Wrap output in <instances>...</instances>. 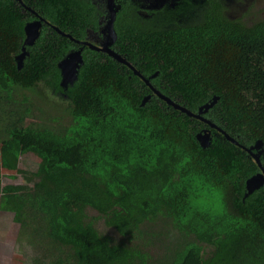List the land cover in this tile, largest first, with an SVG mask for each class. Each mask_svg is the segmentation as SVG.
I'll return each instance as SVG.
<instances>
[{
    "label": "trees",
    "instance_id": "1",
    "mask_svg": "<svg viewBox=\"0 0 264 264\" xmlns=\"http://www.w3.org/2000/svg\"><path fill=\"white\" fill-rule=\"evenodd\" d=\"M81 4L0 0V195L13 158L40 159L20 170L26 185L8 189L1 209L23 216L33 264H264V184L247 195L263 169L257 150L244 149L261 141L264 168V0L238 19L210 0L203 22L150 29L131 14L116 27L115 50L172 103L198 114L218 99L202 114L217 129L76 42L86 36ZM34 21L40 37L19 69ZM78 50L84 64L65 90L58 64ZM40 88L67 104L68 124L28 123L35 104L18 89ZM204 130L208 148L197 139Z\"/></svg>",
    "mask_w": 264,
    "mask_h": 264
},
{
    "label": "flooded vegetation",
    "instance_id": "2",
    "mask_svg": "<svg viewBox=\"0 0 264 264\" xmlns=\"http://www.w3.org/2000/svg\"><path fill=\"white\" fill-rule=\"evenodd\" d=\"M216 1L219 2L225 17L238 19L248 11V8L245 9V5H250L255 0ZM81 2L82 4L78 8L80 13L78 23L80 29L85 30L86 36L82 40H74L82 46L85 45L84 43H89L104 48V45L110 41L107 25L112 15H115V30L120 23L124 24L125 18L131 14H135L134 17L143 28L171 30L177 29L178 26L184 27V25L203 22L205 8L210 0H81ZM261 2L262 0H258V4ZM117 42L118 40L110 49L119 54L115 50L117 49ZM129 64L133 67L131 63ZM152 87L155 90L158 89L153 84ZM160 87L164 88L162 85Z\"/></svg>",
    "mask_w": 264,
    "mask_h": 264
},
{
    "label": "rangeland",
    "instance_id": "3",
    "mask_svg": "<svg viewBox=\"0 0 264 264\" xmlns=\"http://www.w3.org/2000/svg\"><path fill=\"white\" fill-rule=\"evenodd\" d=\"M240 2V0H239ZM42 88H45L42 86ZM34 91L18 89L17 96L21 100L28 96L35 104V116L28 119V123L44 121L48 125H53L52 120L63 124L70 122L67 104H54L45 99L43 89ZM49 93V92H48ZM64 98L67 93L64 91ZM40 159L34 155H19L13 158L12 164L8 168H2V191L0 195V264H33L34 250L28 241V236L22 231L23 216L14 212L1 209L2 197L7 194V190L14 186L26 185V181L20 170L33 171L38 167ZM97 226L101 231L110 232L104 226V222L97 221Z\"/></svg>",
    "mask_w": 264,
    "mask_h": 264
},
{
    "label": "water",
    "instance_id": "4",
    "mask_svg": "<svg viewBox=\"0 0 264 264\" xmlns=\"http://www.w3.org/2000/svg\"><path fill=\"white\" fill-rule=\"evenodd\" d=\"M114 22H115V15H112L110 22L107 25L108 37H109L110 41L106 45H104V48L103 47L102 48L96 47V46H93L89 43H84V44L88 45L93 50L108 53L111 57H113L118 62H120L122 64H126L129 68H131V70L134 72V74L136 76L143 78L135 70L134 67H131V65L126 61V59H124L121 55L115 53L113 50L110 49V47L117 41V37H118L117 33L114 29ZM53 27L58 32L62 33L63 35L70 37L69 35H67V33L63 32L60 28L55 27V26H53ZM41 28H42V23L40 21L30 22L26 25V27H25L26 39L24 42L23 52L20 56L17 57L19 69L23 68L24 60H25L26 56L28 55L27 47L34 46L36 41L39 39ZM83 64H84V61H83V57H82V50L71 52L70 54H68L66 56V58L60 64H58V67H60L61 72H62V84L61 85L65 90H67L70 86H73L75 84V82L78 79L79 70ZM144 80H146V79H144ZM146 82L151 86L152 89H154L148 80H146ZM155 93L159 96V98L161 100L169 103L170 105L174 106L176 109H178L182 112H185L188 116H190L192 118L202 119V120L208 122L212 126V128L217 129V126H215V125L211 124L209 121L203 119L202 114L206 113L209 109H212L214 107V105H216V103L218 102V99H215L211 105H206V106L200 108L198 114H195V113L189 111L188 109H186L185 107H182L180 105H176V104L172 103L169 99L166 98V96L161 94L159 91L155 90ZM149 100H150V98L144 99L141 104L144 105ZM226 138L229 141H232V142L240 145V143L238 141H236L234 138L230 137L228 134H226ZM197 139L203 148H208L212 142V134L209 130H204L203 132H201L197 135ZM262 145H263V143L261 141H259V142H257V144L255 146H252L250 149L244 148L245 150H247L250 153H252V149L257 150L258 153L254 154V157L257 159V161L259 162V164L261 165V167L263 169L262 172L253 175L252 177H250L247 180V195L252 193L256 189H259L264 184V168L261 164V160L259 157V155L261 154L259 151H260Z\"/></svg>",
    "mask_w": 264,
    "mask_h": 264
}]
</instances>
